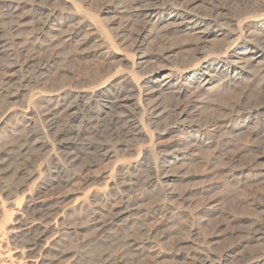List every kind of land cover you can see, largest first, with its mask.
<instances>
[{
  "label": "bare ground",
  "instance_id": "6f19581e",
  "mask_svg": "<svg viewBox=\"0 0 264 264\" xmlns=\"http://www.w3.org/2000/svg\"><path fill=\"white\" fill-rule=\"evenodd\" d=\"M102 1L103 0H101V2ZM246 1L247 2L244 3L242 0V4H248L250 2L249 0ZM261 1H263V5L260 3V5H262L261 7L260 5L258 6L260 8L257 9L255 7L256 10H253L252 8V11L246 8L249 11L246 16H244L246 13V10L244 9L245 13H243V16H238L239 18L235 17L236 19H232L230 18V15V17L228 16V14H230V10L228 9H216L217 11L214 12L216 13L215 16L207 17V14H212L213 12H209L206 16H202L198 9V5L201 4L199 3V0H109L104 8L102 5V9L100 10L98 8L96 10L90 9L92 8V6H90L89 9L91 11L88 9V13L84 12V8L89 6L87 0H0V8L3 9H0L1 54L4 52V48L7 50L6 47L9 45L10 37H12L11 33V35L9 34V40H6L8 37L6 38L5 34H7L8 29H6L5 26L7 27V25H10L8 26L9 31H17L21 26L20 22L27 18L32 19V22L30 21L31 27L29 26L30 29H32L30 30L31 33L29 32L30 35L29 37L27 35L26 39L22 37L25 41H22V39L21 41L22 43H25L19 48V52L24 56V61L22 62L21 58L20 61L22 63L19 65L14 61V64H17V66L15 65L18 69L17 71H11L7 65L8 70H6L7 72H10V75L8 76L7 72V74L5 73L6 75L4 74L5 77H8L6 79L4 78L5 81H12L19 73L23 74L22 71L33 66L35 61H40L42 63L41 65H44V68L48 66V63L50 64L53 62L55 60L56 48H54V45L57 41L59 42V40L61 42L62 32L64 35L67 33L68 38L65 39V44L74 41V39H77L80 36L85 39V41H83V46L86 43L94 42L95 49L91 48L93 49V52H88V57H93L97 62L92 71L90 68H93V66L88 68L91 73L88 70L86 71L91 74L92 79L88 78L87 81L86 78H84L86 72L83 71L85 72L83 74L84 79L81 78L82 76L79 74L81 77L76 76L77 78H73L74 80L71 79L72 81H70V85H67L68 87L66 86V88L65 86H63L64 88H58L56 85L57 89H54L55 86L52 88L51 85L50 88L52 89L48 88L49 90H47L46 86L41 87L40 85H46L47 82L49 84L48 80L45 79V81L44 78L41 80L42 77L41 79L38 77L36 80H31L30 78L25 79V76L23 77V75L22 77L24 80L20 79V81L17 79L22 83V85L20 83V90L18 91L11 92L10 89H6L4 86L5 84L0 85V104L3 106L4 103L6 104L5 112H3L1 109L2 107L0 106V109L2 110L0 112H3L2 115H0V264H80L81 255L72 253L74 255H71V258H69L70 256L68 257L66 251V237L70 235L71 229L73 228L69 227L70 225L67 219L69 212L73 209L87 210L88 214L90 213L89 215L92 216L90 218L94 217L93 221L95 222L94 227L96 228L95 233L97 237L104 236L103 234H105L106 231L109 233L110 229L115 230V228H117L116 230H118L122 224H126V222L128 223L129 219L133 218V216H138V219H136L140 221V226L138 224L139 227L136 225L137 229H135V233L133 228H131L133 231L130 230V232H128V226L124 228L127 234H125L122 239L118 238V242L117 237H120V234L119 236H116L118 235L116 234V237L108 235L104 240L98 238L100 240L98 244L103 243V245L106 244L108 247L110 246V248L114 249V253L110 254V252L103 249V251L94 256L88 264H124L126 258L124 259V256L122 255L123 253L125 257L127 255L125 252L118 255L121 251H127V253L129 252L130 255L134 254V256L141 255V257L147 254L153 255V258H155L154 255L156 252H154V250L160 245L159 241L164 239L163 229H166L169 232H167L169 237L173 227H179L177 221H182V224L180 223V225L183 229L185 228L191 241L192 239L195 240V244L197 243V240L202 238L200 236L203 233L200 235L198 228L196 227L198 224L195 226L193 225L195 221L193 222L191 220L190 222H193L191 224L185 221V209L183 210L181 208L183 210L181 211L179 209L180 207L175 208L180 211L179 213L174 212L176 204L172 203L175 202L171 200L172 198L170 199L172 201H170V205L165 202L166 200H163L164 202L162 203V199L159 204L155 201L157 204L148 203V205H146L147 202L144 197L148 194L146 192L149 187H158L159 185L161 187L159 190L162 192H164V189L165 191L166 189L170 190V173L172 172H170V169L175 167L174 165L178 161H181V159L185 157L192 158L193 154L200 147H210L213 143L215 144L217 135L221 131L229 128L230 121L229 124L217 127L214 126L215 129H211L210 127H202L201 124L194 123L191 120L196 115V107V109L194 108L195 110H189L194 107H192V103H194L192 99H195L196 92L199 91L200 93L202 88L212 85L218 80L219 82L220 80L221 82L227 80V82L231 81L230 83H232L234 80L245 79L249 82L250 79L246 78H249L253 74H251V70L254 69L253 71L256 73L255 75H257V73L259 74V72L261 74V71H264V0ZM115 3L118 5L116 6ZM49 4L52 6L50 5L51 7H49ZM202 4L201 6H203ZM252 4L254 5L253 2ZM125 14H129L135 19L134 21L137 22L139 26L137 25L138 27H135L133 21V23H122V16ZM125 16H123V19L126 18ZM127 18L130 17L128 16ZM13 21L14 23L17 21L18 23L16 22L17 24L13 25ZM159 26L165 27L166 30H168L167 28H173L193 32L197 40L198 46L196 51L198 52V57L194 56V58L192 57L194 60H191V63L181 65L176 62L177 56L175 59H173L174 56L171 58L172 51H166L164 49L159 53H147L146 48H148V41L154 32L158 30ZM16 38L17 37H14L13 39ZM193 39L195 38L193 37ZM14 41L17 43L18 40L16 39ZM218 41L223 42L222 45L219 44V48L215 47V43ZM61 44L64 47L63 41ZM18 46H20V44ZM58 47L59 46H57L56 49H58ZM67 48L69 47L67 46ZM47 49H49L50 52L47 53ZM73 50L75 51V49ZM44 52L47 54L50 53V55L44 57V55H46ZM121 53H124V55H121ZM15 55L14 57L16 58L17 55ZM258 67L260 70L257 69ZM2 68H0V71ZM39 68L40 70L43 69L41 67ZM34 71L36 72V70H32L33 73H35ZM1 73L3 74L4 72ZM1 77L3 79V75ZM57 77L58 76H56V78ZM87 77L89 76L87 75ZM252 79L255 78L252 77ZM263 80H258L260 85L263 84H261V82H264ZM250 82L252 83V81ZM6 83L8 84V82ZM10 83L11 82H9V85ZM63 83L65 82L63 81ZM30 84H33V86L35 85L37 88L40 86L43 90L46 88V90L32 93L33 97H28L26 95L28 97L26 100H29V98L32 100L30 103L27 101L29 103H27L28 105L25 104V106L23 103L21 106L14 105V107H12L13 103H17L16 101L19 100L22 94V89L24 90L26 87L29 89L31 86ZM256 85H259V83L257 82ZM31 90L33 91V89ZM168 92L172 94L176 103L172 108L168 107L167 109L164 106L166 102L163 103L162 100ZM185 97H189L190 99L185 103H181V100ZM173 99L171 100L173 101ZM41 108H46V110L43 109L46 113L39 116L40 113L37 110H40ZM43 110L41 111L43 112ZM262 116H264V107L257 111L256 114H249L245 121H253L256 118L261 119ZM36 117L44 121V123H42L44 124L43 126L40 124L43 133L46 134L43 138H38V136L41 134L43 135V133L37 128V122L40 121L41 123L43 121L36 119ZM63 117H65V120ZM61 118L64 120V125L60 127L61 123L59 124V122L61 121ZM240 119H243V117L239 116L238 120ZM19 120H21L22 123L24 122L23 125H25L23 130L25 132L21 131L22 135L28 131L29 135H33V138L37 136V139H34L33 143H28L27 145L23 144L22 146L19 144L22 147L17 150L16 154H13L15 145H17L16 142L13 143V140L12 145L6 144L3 142V138L6 134L2 137L1 132L9 126L11 127V125L13 128L20 123ZM255 121L259 122L257 119ZM103 122H105L104 124L110 125L108 127L110 128L109 131H111L110 133L112 136H118L119 133H122L124 135H121L122 137L128 138L129 141L131 140V142L136 144L134 145L131 143L134 146L131 144V146L125 145L123 144V141L125 140H122V143L117 142V144L110 142L112 145L109 144V148L106 144H98L99 141L104 138H101L102 129H104L102 125ZM22 123L20 124L22 125ZM7 132H9V130H7ZM16 135L18 136V134ZM91 137L95 139V141H98H96L97 144L91 143L92 139L90 140L91 142H89L87 138L90 139ZM30 139L27 140L26 138L28 142ZM21 140L23 139L20 137V141ZM108 140L106 139L104 141L107 142ZM129 141L126 140L125 143ZM22 142L25 143V141ZM111 147L112 149H110ZM25 149L35 150L36 153H44L42 157H45V159L43 161L35 160L28 164H21L19 162L21 160L19 158L20 151ZM83 150H86V152H92L90 156L93 154L98 158L97 161L90 159L89 162H94L87 163V160L84 161L83 158H87L88 156L86 157L85 154V157L81 156L83 155ZM122 151L124 152L123 154H131L132 156H134L133 153L136 152L138 156L136 157L135 155L134 158L123 159L122 157H119L121 156L119 154ZM126 156L124 158H126ZM116 157L122 159L119 160V164ZM90 158H92V156ZM115 158L117 159V163L112 162L113 165L116 164L115 167H113L114 169L109 166V164L108 166L111 167V169L107 168L108 166L104 167V165H102L105 164L104 161H111ZM146 162H148L149 165L153 162L152 165L154 168L152 169L153 171H151L153 172L151 174L152 176H150L151 178L143 183L142 181L146 179H140L144 177L146 173L148 174V171L151 168H148L149 170L147 169V171L144 170V173L146 171L144 176L140 175L141 173L138 174V172ZM72 169L73 171L76 170V173L75 171L72 173ZM70 172L72 173L71 175H69ZM98 182L99 184L96 185ZM74 187H79L80 190H83V188L87 189L86 191H80L82 196L79 197L78 194L79 198H75L73 203H71V201L67 204L66 202L69 199L70 191L72 189L74 191L77 190L74 189ZM138 187H140V189L144 187L146 188L147 191L145 190V196L136 193L139 192ZM64 188L69 189H67L66 192H62ZM133 190L136 192L134 193ZM140 192L142 193L141 190ZM167 194L166 196L168 197ZM159 195L162 197V195L164 196V193L162 195L160 193ZM173 195L170 197H174ZM182 196H180V198ZM160 198L159 200H156L159 202ZM183 199L185 198L183 197ZM144 201L146 203L142 205ZM176 202L178 201L176 200ZM183 208H185L184 205ZM188 209L189 207L186 211H188ZM262 219L264 220L263 217ZM177 227L176 229H178ZM249 228L252 227L250 226ZM114 230L111 231L113 232ZM254 230L252 229L251 232H254ZM263 231V229L258 227V230L254 232V236L252 237V240L261 246L264 244ZM124 232L125 231L123 230L122 234H124ZM183 232L185 233V231ZM172 233L170 236L174 235ZM184 233L182 234L183 236ZM76 234H78V232ZM177 234H179L178 230ZM141 235L144 236V238L140 237ZM185 235L188 236L187 234ZM183 238L179 240H182ZM165 240L166 239L162 242L165 243ZM203 241H205V239ZM186 246H184V248ZM159 248H161V245ZM172 248H174V245H172ZM177 248L179 249V247ZM184 248L182 249L184 250ZM190 248L192 251L195 250L194 252L196 253L193 255L194 258L192 259V263H190V261L188 264L228 263L225 262V258H228V255L214 258L213 255L210 256L211 254L204 256L203 253H201L202 251L197 252L196 247V249H193L192 247ZM108 249L109 248H107V250ZM188 249L185 248V250ZM204 249L205 248H203V250ZM118 250H120L119 253ZM206 250H208V248ZM109 251H111V249ZM189 252L192 253L190 250ZM177 253L176 257L179 258ZM155 256L157 257V255ZM147 257L149 261L150 258L149 256ZM147 257L143 258L147 260ZM141 261L143 262V259H141ZM181 261H186L184 264L187 263V260L181 259ZM144 262L147 263L145 260ZM151 263L155 264L157 261L154 263L152 261L149 264ZM164 263L162 262L161 264ZM244 264H264V253H260L256 258L247 259Z\"/></svg>",
  "mask_w": 264,
  "mask_h": 264
},
{
  "label": "rangeland",
  "instance_id": "374dc122",
  "mask_svg": "<svg viewBox=\"0 0 264 264\" xmlns=\"http://www.w3.org/2000/svg\"><path fill=\"white\" fill-rule=\"evenodd\" d=\"M88 3H89V6H86L84 8V12L88 13L89 11H91L90 9H102V5H103V8L106 6L105 4L109 1V0H103L101 2V0H87ZM96 1V2H95ZM106 1V2H105ZM129 1V0H128ZM250 2L248 4H244L245 2H247L246 0L244 1L243 0V4H242V0H199V3H203L201 6V4L198 5V9L200 10V13L202 16H206L207 13L209 12H216L217 10H220V9H223V10H230L228 14V16L230 18H239L238 16H243V13H245V10H246V13L244 14V16H246L248 9H250V11H252V8L253 10L255 9V7L258 9L260 8L262 5H263V1L261 0H249ZM258 1V2H257ZM105 2V3H103ZM252 2L254 3V5L252 4ZM256 3V4H255ZM260 3L262 5H260ZM211 4V5H210ZM51 4H49V7ZM96 5V6H95ZM115 5L117 6L118 4L115 3ZM206 5V6H205ZM257 5V6H256ZM260 5V7H258ZM90 6H92V8H90ZM94 7V8H93ZM96 7V8H95ZM201 7V8H200ZM216 7V8H215ZM90 8V9H89ZM215 8V9H214ZM231 8V9H230ZM248 8V9H246ZM1 10H3L2 8H0ZM89 9V11H88ZM217 9V10H216ZM245 9V10H244ZM0 10V11H1ZM215 10V11H214ZM232 10V11H231ZM256 10V9H255ZM88 11V12H87ZM202 13H205V14H202ZM207 14V17L209 16H215L216 13L214 14ZM228 13V12H227ZM239 13V14H238ZM127 15V16H125ZM123 16H125L126 18L123 19L124 17L122 16V23H127V22H130V23H133V25H135V27H138V23L135 22L129 14H125ZM112 16V15H111ZM130 17V18H127V17ZM235 18V19H236ZM128 21H127V20ZM32 19H26L22 22H20L19 25L20 27L17 29V31H14V30H10L9 31V27L10 25H7V27L5 26L6 29H8V32L6 35V38L8 37V39L6 40H9V37L12 33V37H10V42H9V47L7 46L5 50V48L3 49L4 52L1 54L0 53V68H2V70L0 71V85L1 84H5L4 86L6 87V89H10L11 92H15V91H18L20 90V81L23 79V77L25 79H31V80H36V78L40 77L39 79H42L44 78V80H48L49 81V84L47 82L46 85H40L41 87H45L47 88V90L49 89H52L54 86V89H57L56 87L58 86V88H64L63 86H66L70 85V81H72L71 79L73 78H77V77H81L83 78L84 77V73L88 70L91 69V71L94 69V66L95 64L97 63L96 60H94L93 57H88L89 53L91 51V53L93 52V49H95L94 47V42L92 43H86L84 46V42L85 39L84 37L80 36L79 38L77 39H74V41H71L70 43H66L65 44V39L68 38L67 37V33H65V35L63 34L62 32V39H61V42L59 40V42L57 41L54 45V48L57 46L58 49L55 48V60L53 62H51L50 64L48 63L47 65V69L44 68L41 64V62H37L35 61V63L33 64V66H31L29 69L27 70H24L22 71L23 74L19 73L17 75L16 78H14L12 81H8L5 79L8 78V77H5V75L7 74L8 76L10 75V72H7L8 70V66H9V69L11 71H17L18 69L16 68L17 64L19 65L20 63H22L24 61V56L21 55V53L19 52V48L21 47V45L23 46V44L25 43H22V41H25V39L27 38V35L29 37V32L31 33L30 30V25H31V21ZM31 21V22H30ZM133 21V22H132ZM17 21H13V25H16ZM25 22V23H24ZM29 22V23H28ZM137 23V24H135ZM29 24V25H28ZM138 25V26H137ZM23 26V27H22ZM28 26V27H27ZM30 26V27H29ZM26 27V28H25ZM161 27V28H160ZM160 28V29H159ZM164 28V29H163ZM168 30H166L165 27L163 26H159L158 27V30L156 32H154V34L150 37L149 41H148V48H146V52L147 53H159L161 51H163L164 49L166 51H172L171 52V58L174 56L173 59H177V63L178 64H183V65H186L187 63H191L192 61L191 60H194L192 59V57L194 58V56L198 57V52L196 51L197 50V40H196V36L194 35L193 32L191 31H184V30H179V29H173V28H167ZM21 30V31H19ZM25 30V31H24ZM160 30V31H159ZM177 30V31H176ZM12 31V32H11ZM19 31V32H18ZM23 31V32H22ZM163 31V32H161ZM175 31V32H174ZM181 31V32H180ZM10 34V35H9ZM160 34V35H159ZM191 34V35H190ZM9 35V36H7ZM17 35V36H15ZM20 35V36H19ZM161 36V37H160ZM14 37H17L16 39L18 40L17 43L16 39H13ZM25 39H23V38ZM193 37L195 39H193ZM12 38V39H11ZM22 39V41H21ZM64 39V40H63ZM79 39V41H78ZM160 41H159V40ZM76 40V41H75ZM167 40V41H165ZM62 41L64 42V47L62 46ZM78 41V42H77ZM83 43H82V42ZM157 41V42H156ZM222 41H218L215 43V47L219 48V44L222 45L223 42L221 43ZM79 43V45H78ZM82 43V44H81ZM155 43V44H154ZM162 43V44H161ZM165 43V44H163ZM15 44V45H14ZM20 44V46H18ZM59 44V45H58ZM71 44V45H70ZM92 44V45H91ZM57 45V46H56ZM81 45V46H80ZM14 46V47H13ZM16 46V47H15ZM67 46L69 48H67ZM82 47V48H81ZM90 47V48H88ZM168 47V48H167ZM67 48V49H66ZM78 48V49H77ZM87 50H86V49ZM93 48V49H91ZM175 48V49H174ZM196 48V49H195ZM18 52H17V50ZM69 49V50H68ZM75 49V51L73 50ZM84 49V50H83ZM152 49V50H151ZM169 49V50H168ZM10 52H9V51ZM16 50V51H15ZM48 51H46L47 53L50 52L49 49H47ZM62 50V51H61ZM77 50V52H76ZM86 50V52H85ZM149 50V51H148ZM188 50V51H187ZM194 50V51H193ZM7 51V52H6ZM15 51V52H14ZM58 51V52H57ZM70 51V52H69ZM79 51V52H78ZM190 51V52H189ZM46 52H44L46 55H44V57H48L49 54H47ZM82 52V53H81ZM197 52V53H196ZM11 53V54H10ZM14 53V54H13ZM9 54V55H8ZM17 56H16V55ZM57 54V56H56ZM70 54V55H69ZM81 54V55H80ZM13 55V56H12ZM14 55L16 56V58L14 57ZM65 55V56H64ZM121 55H124V53H121ZM183 55V56H182ZM188 55V56H187ZM6 56V57H4ZM20 56V57H19ZM71 56V57H70ZM4 57V58H3ZM10 57V58H9ZM14 57V59H13ZM57 57V58H56ZM61 57V58H60ZM80 57V58H79ZM84 59H83V58ZM12 58V59H11ZM18 58V59H17ZM23 60H22V59ZM65 58V59H64ZM72 58V59H71ZM83 60H82V59ZM186 58V59H185ZM21 59V61H20ZM81 59V60H80ZM19 62H18V61ZM61 60V61H60ZM63 60V61H62ZM66 60V61H65ZM71 60V61H70ZM74 60V61H72ZM80 60V61H79ZM187 60V61H186ZM190 60V61H189ZM14 61L15 63L17 64H14ZM87 61V62H86ZM90 61V62H89ZM11 62V64H10ZM64 62V63H63ZM77 62V63H75ZM185 62V64H184ZM39 63V64H38ZM58 63V64H57ZM75 63V64H74ZM83 65H82V64ZM79 64V65H78ZM91 64V65H90ZM4 65V66H2ZM8 65V66H7ZM16 65V66H15ZM36 65V67H35ZM38 65V67H37ZM52 65V66H51ZM66 65V66H65ZM87 67H86V66ZM89 65V66H88ZM12 66V67H11ZM15 66V67H13ZM55 66V67H54ZM93 68H90L92 67ZM6 67V68H5ZM37 69H35V68ZM43 68L40 70V68ZM50 67V68H49ZM58 67V68H57ZM13 68V69H12ZM16 68V69H15ZM36 70L35 73L32 72V70ZM90 68V69H88ZM5 69V70H4ZM7 69V70H6ZM72 69V70H71ZM256 69V68H255ZM258 70H260V68L258 67L257 68ZM256 69V71H257ZM254 70V69H253ZM251 70V74L253 73L254 76H258V77H254L253 74L249 77V78H246V79H250L249 82L245 79H240V80H234L232 83L230 82H227V80H223L221 82L216 81L215 83H213L212 85H209V86H206V90L205 88H202V90L198 92H196V96H195V99H192L194 103H192V107L193 108H188L189 110H193L195 107L196 109V115L194 116L193 119H191L194 123H197V124H201L202 127H210L211 129H215L214 126H222L224 124H229V121H230V124H229V128H227V130H223L221 131L218 135H217V139L215 141V144L213 143L212 146L210 147H206V146H203V147H200L199 149H197V151L193 154V157H185L183 159H181V161H178L174 166L175 167H172L170 169V175H171V181H170V190H167L165 191L164 189V192L160 191L159 189L161 188L159 185L158 187H149L146 188H141L138 187L137 189L139 190V192H136L135 190L134 193L136 192L137 194L139 195H144L145 193V190L147 191L146 193H148L146 195V197H144L145 201L147 202H143L142 205L144 203H146V205H148V203L150 204H154L155 201L159 204L161 203V199H162V203L165 201L168 203V205H170V201H175V202H172L173 204L175 203V207H174V212H178L181 210L184 211V213L186 214V217H185V221L186 222H189L190 224L193 223L194 221V224L193 225H197L196 227L198 228V231L201 235V233H203L200 237L199 240H197L196 244L194 243L195 240L189 238V235L187 233V231L185 230V228L183 229V227L180 225V223L182 221H177L178 226L177 227L178 229H176V227H173V233L171 231L172 234L176 235L177 234V230L179 232V234H177L176 236L171 235V233L169 234V237L167 235V230L166 229H163L164 231V239L165 240V243L164 242V239L159 241L160 242V245H161V248H159V243L157 242V244L159 246H157V249L154 250L155 255H157V257L154 255L155 258H153V255H145L143 257H147L149 256L150 258V262L153 261L157 263L155 264H161L162 262L164 263H168V264H184V262L186 261H181V259L183 260H187V263L185 264H188V262L192 263V259L194 258V254L196 252H194L195 250H191L190 247H192L193 249L196 247L197 248V252H201L203 253L204 256H212L215 258H220L221 256L223 257V255H228V258L226 257L225 258V262H228L227 264H244L247 259H251V258H256L258 255H260V253H264V244L261 246V245H258L256 242H254L252 240V237L254 236V232L258 230V227L263 229L264 230V220L262 219V217L264 218V116L260 118H256L259 122L255 121L256 119H254L253 121H245L246 120V117L249 116V114H256L257 111H259L263 106L264 104V82H261L262 85H260V80L262 81L264 79V71H261V74L259 72V74L257 73V75H255L256 73H254V71ZM27 71V72H26ZM31 71V72H30ZM41 71V72H40ZM51 71V73H50ZM58 71V73H57ZM72 71V73H71ZM85 71V72H83ZM91 71H89L91 73ZM253 71V72H252ZM255 71V72H256ZM1 72H4L3 74ZM7 72V73H6ZM30 72V73H29ZM63 72V73H62ZM82 74H81V73ZM89 72H86L85 73V77L86 80L88 78L92 79V76ZM6 73V74H5ZM43 73V74H42ZM50 73V75L48 76V74ZM57 73V74H56ZM69 73V74H68ZM5 74V75H4ZM26 74H29V75H26ZM32 74V76H31ZM37 76H35V75ZM46 74V75H45ZM55 74V75H54ZM66 76H64V75ZM81 76H80V75ZM89 77H87V75ZM3 75V79H2V76ZM21 75V76H20ZM23 75V77H22ZM260 75V76H259ZM262 75V77H261ZM27 76V77H26ZM44 76V77H43ZM56 76H58L56 78ZM61 76V77H60ZM64 76V77H63ZM69 76V77H68ZM75 76V77H74ZM77 76V77H76ZM22 77V78H21ZM48 77V78H47ZM52 77V78H51ZM60 77V78H59ZM71 77V78H70ZM255 78H259L257 80L255 79H252ZM5 78V79H4ZM51 78V79H50ZM62 78V79H61ZM68 80H66V79ZM83 78V79H84ZM262 78V79H261ZM20 81H18V80ZM64 79V80H63ZM89 79V80H90ZM252 79V80H251ZM24 80V79H23ZM45 80V81H46ZM55 82H53V81ZM74 80V79H73ZM254 80V81H253ZM259 80V81H258ZM18 81V83H17ZM63 81L65 83H63ZM69 81V82H68ZM88 81V80H87ZM241 81V82H240ZM252 81V83L250 82ZM264 81V80H263ZM8 82V84L6 83ZM9 82L10 85H9ZM51 82V83H50ZM53 82V83H52ZM255 84H254V83ZM257 82L259 83V85H256ZM16 83V84H15ZM223 83V84H222ZM251 83V84H250ZM54 84V85H53ZM66 84V85H65ZM7 85V86H6ZM10 87H9V86ZM15 88H14V86ZM17 85V86H16ZM22 85V83H21ZM31 88L29 87V89L26 87L24 90L22 89V94L19 98V100H17L16 102L17 103H13V106L16 105V106H21V104L24 105L27 104L28 102L30 103V101L32 102V100H26L28 97H33L32 96V93H37V91H45L46 88H44L45 90H43V88H41L40 86H38V88L35 86H33V84H30ZM50 85V86H49ZM52 85V88H50ZM57 85V86H56ZM219 85V86H218ZM223 85V86H222ZM12 86V87H11ZM67 86V87H68ZM216 86V87H215ZM261 88H260V87ZM229 87V88H228ZM258 87H259V90H258ZM13 88V89H12ZM35 88V89H34ZM37 88V89H36ZM41 88V89H39ZM49 88V89H48ZM219 88V89H218ZM263 88V89H262ZM33 89V91L31 90ZM195 89V88H194ZM224 89V90H223ZM262 89V90H260ZM29 92H28V91ZM36 90V91H35ZM209 90V91H208ZM32 91V92H31ZM211 91V92H210ZM262 91V92H261ZM21 92V91H20ZM206 92V93H205ZM225 92V93H223ZM26 93V94H25ZM30 93V94H28ZM204 93V94H203ZM25 94V95H24ZM169 94V95H168ZM28 97H27V96ZM26 98H24V97ZM22 97V98H21ZM171 97V98H170ZM200 97V98H199ZM32 99V98H31ZM173 99L172 97V94L171 93H167L164 97V99L162 100L164 104V106L168 109V107L172 108V106L175 105L176 103V100L173 99V101L171 100ZM185 99V100H184ZM184 99H182L181 103H185L186 101H188L190 98L188 97H185ZM24 100V101H23ZM26 100V102H25ZM202 102H201V101ZM28 101V102H27ZM4 103V102H2ZM28 103V104H29ZM170 103V104H169ZM173 103V105H172ZM18 104V105H17ZM27 104V105H28ZM195 104V105H194ZM5 103H4V106L0 104V107L3 112H5L6 110V107H5ZM26 106V105H25ZM261 106V107H260ZM260 107V108H259ZM259 108V109H257ZM0 109V111H2ZM46 110V108H41L40 110L38 109L37 111L40 113L39 116H42V114L44 115L46 112H44V110ZM194 109V110H195ZM255 109V110H253ZM43 110V112L41 111ZM241 112H239V111ZM250 110V112H249ZM42 113H41V112ZM199 111V112H198ZM231 111V112H230ZM3 112H0L2 115ZM249 112V113H248ZM37 114V116H38ZM235 114V115H234ZM241 114V115H240ZM243 114V115H242ZM199 115V116H198ZM239 116H242L243 119H240L238 120V117ZM226 117V118H225ZM229 117V118H227ZM235 117V119H234ZM197 118V119H196ZM200 118V119H199ZM237 118V119H236ZM36 119H40L38 117H36ZM63 119L65 120V117H63ZM61 118V121L59 122L60 124V127L64 125V120ZM234 119V120H233ZM41 121H43L42 119H40ZM195 120V121H194ZM204 120V121H203ZM208 122H207V121ZM210 120V121H209ZM221 120V121H219ZM234 122H233V121ZM212 121V122H211ZM236 121V122H235ZM20 123H22L21 120H19ZM170 122V120H169ZM204 122V123H203ZM207 122V123H206ZM225 122V123H224ZM240 122V123H239ZM261 122V123H260ZM18 123L16 126H14L12 128V125L11 127L9 126L6 130H9V132H5V130H2L1 134H2V137H4L6 134V139L5 137L3 138V142H5L6 144H10L12 145V141L13 143L16 142L17 145H15V150L13 152V154L17 153V150L19 148H21L23 146V144H28V143H33V140L34 139H37V136H35L33 138V135H29L28 131L26 133H24L23 136L22 135V132H25L23 131L24 130V127L25 125L24 122L22 123V125ZM44 123L40 121L37 122V128L39 130H41L40 132L43 133L42 131V126ZM105 122H103V128L102 129V137H104L103 139H101L99 141L98 144H106V146L108 147L109 144L112 145L110 142H114L115 144H117V142H121L122 143V140H125L123 141V144L125 145H129L131 146L132 144H136L134 142H131V140L129 141L128 138H124L122 136H124L122 133H119L118 136H112L111 135V131L110 128L108 126H110L109 124H104ZM211 123V124H210ZM233 123V124H232ZM235 123V124H234ZM40 124L42 126H40ZM213 124V125H212ZM263 124V126H262ZM19 125V126H18ZM206 125V126H204ZM208 125V126H207ZM258 125V126H257ZM106 129H105V127ZM255 126V127H254ZM16 127V128H15ZM40 127V128H39ZM108 127V128H107ZM259 127V128H258ZM21 128V129H20ZM256 128V129H255ZM13 129V130H12ZM18 129V130H17ZM260 129V130H259ZM17 130V131H16ZM12 131V132H11ZM14 131V132H13ZM22 131V132H21ZM5 132V133H4ZM106 132V133H105ZM229 132V133H228ZM9 133V134H8ZM12 133V134H11ZM18 134V136L16 134ZM105 133V134H104ZM110 133V134H109ZM25 138H23L21 135ZM26 134V135H25ZM107 135V136H104V135ZM227 134V135H226ZM9 135V136H8ZM16 135V136H14ZM46 135L45 133H43V135H39L38 138H43V136ZM111 135V136H110ZM122 135V136H121ZM226 135V136H225ZM8 136V137H7ZM14 136V137H13ZM29 136V137H27ZM32 136V137H31ZM121 136V137H120ZM225 136V137H224ZM231 136V137H230ZM13 137V138H12ZM19 137V139H18ZM20 137L21 140L20 141ZM46 137V136H45ZM223 137V138H222ZM12 138V139H11ZM16 138V139H15ZM29 140L30 138V141L28 142L27 140ZM109 141H104L106 139ZM112 138V139H111ZM123 138V139H121ZM221 140H219V139ZM6 141H5V140ZM89 142H91L90 140L92 139V142L93 144H97V142L95 141V139H93L92 137L89 139ZM117 139H121L120 141L117 140ZM223 139V140H222ZM10 140V141H9ZM16 140V141H15ZM18 140V142H17ZM112 140V141H111ZM114 140V141H113ZM127 141V143H125ZM22 141H25V143H23ZM218 141V142H217ZM106 142V143H105ZM222 142V143H221ZM22 143V144H21ZM78 143H81V142H78ZM87 143V142H86ZM132 143V144H131ZM219 143V144H218ZM5 144V145H6ZM22 146H20V145ZM108 144V145H107ZM114 144V145H115ZM131 144V145H130ZM19 145V146H18ZM132 145V146H134ZM217 145V146H216ZM14 147V146H13ZM110 147V146H109ZM108 147V148H109ZM113 147V146H112ZM112 147L110 149H112ZM209 148V149H208ZM213 149V150H211ZM215 149V150H214ZM16 151V152H15ZM212 151V152H211ZM85 152V153H84ZM89 152V153H88ZM86 152V150H83V157H86L87 158H83L84 161L87 160V163L89 162V159L90 160H94V161H97L98 158H96L93 154L91 155L92 158H90V154L92 152L88 151ZM215 152V153H214ZM89 155H88V154ZM124 152H120L119 156L120 158L122 157L123 159H127V158H134V156L136 155V157L138 156V154L136 152H134V156H132L131 154H123ZM40 154V155H39ZM85 154V155H84ZM123 154V156H122ZM199 154V155H198ZM44 155V153H39L32 149H25L23 151H20V155H19V158L21 159L19 162L21 164H28L30 162H33L35 160H39V161H43L45 159V157H42ZM126 158H124L125 156ZM129 155V156H128ZM131 155V157H130ZM21 156V157H20ZM95 158H94V157ZM195 156V157H194ZM135 157V158H136ZM118 159V164H119V160H122V159H119L118 157H116ZM115 158V159H116ZM96 159V160H95ZM115 159L113 160H106L104 161L105 164H102L104 165V167H107L108 164L109 166H111L112 168L115 167V163H117V159L115 161ZM94 161H90V162H94ZM109 161V162H108ZM89 162V163H90ZM103 162V163H104ZM112 162H115L113 165ZM186 162V163H185ZM107 163V164H106ZM153 163V162H152ZM152 163L149 165L148 162L145 163V165L140 168L138 174L144 176L147 169L151 168L149 171H148V174L146 173V178L145 176L144 177H140L141 179L140 180H144L142 181L143 183L147 182L152 176L151 174L153 172L152 169L154 168V166L152 165ZM117 164V165H118ZM168 164V163H167ZM166 164V165H167ZM107 167L109 169H111V167ZM148 166V167H147ZM150 166V167H149ZM174 168V169H173ZM179 168V169H178ZM182 168V169H181ZM114 169V168H113ZM112 169V170H113ZM143 169V171H142ZM174 171H173V170ZM177 169V170H175ZM256 169V170H255ZM144 170L145 173H144ZM182 170V171H181ZM71 171V170H70ZM75 173H76V170H74ZM73 169H72V173L74 172ZM110 171V170H109ZM176 171V172H175ZM143 172V173H142ZM151 172V173H150ZM71 172L69 173V175L72 174ZM150 173V175H149ZM178 175V176H177ZM241 175V176H240ZM148 177V178H147ZM235 177V178H234ZM241 177V178H240ZM172 183V184H171ZM99 182L96 184L98 185ZM95 187V186H94ZM163 188V187H162ZM67 189L69 188H64L62 192H66ZM72 189V188H71ZM74 189H77L76 191H74L73 189L70 191V194H69V199L67 200V204L68 202H71L73 203L75 200V198H79L80 196H82L80 193V191H86L87 188H83V190L79 187H74ZM79 189V191H78ZM144 189V191H143ZM155 189V190H153ZM173 189V190H172ZM140 190L142 191V193L140 192ZM163 190V189H161ZM172 190V191H171ZM177 190V191H176ZM186 192H184V191ZM153 191V192H152ZM158 191V192H157ZM161 195L164 193V196L162 195V197L159 195L160 193ZM169 191V192H168ZM75 192H76V195H75ZM78 192V193H77ZM171 192V194H170ZM177 192V193H176ZM151 194V197H150V194ZM169 193V194H167ZM174 193V195H173ZM78 194H79V197H78ZM166 194L168 195V197L166 196ZM180 194V195H179ZM184 194V195H183ZM263 194V195H262ZM153 195V197H152ZM174 196V197H170V196ZM176 195V196H175ZM183 195V196H182ZM179 196V197H178ZM180 196H182L180 198ZM149 197V198H147ZM161 197V198H160ZM166 197V198H164ZM183 197L186 199H183ZM160 198V201L158 202ZM172 198V199H171ZM180 200H179V199ZM263 198V199H262ZM150 199V200H149ZM154 199V200H153ZM158 199V200H156ZM169 199V200H168ZM171 199V200H170ZM178 202H176V200ZM152 200V202H151ZM164 200V201H163ZM186 203H185V201ZM263 200V201H262ZM261 201V202H260ZM183 204H182V203ZM155 203V204H157ZM170 203V204H169ZM179 203V204H178ZM182 204V207H181V204ZM191 203V205H190ZM263 203V204H262ZM187 204V205H186ZM178 205V206H177ZM180 205V206H179ZM183 205L185 208H183ZM180 207V208H179ZM189 207L188 211H186V209ZM262 207V208H261ZM175 208H179L178 210L175 209ZM183 210H182V209ZM263 209V210H260V209ZM210 209V210H209ZM74 210V209H73ZM73 210H71L69 212V215H68V223H69V227H73L71 229V233L70 235H68L66 238V251H67V254H68V257L71 258V255L73 256L74 254H78V255H81V258H80V264H88L90 260L93 259L94 256H96L98 253H100L101 251H103V249H105V251H108L110 252V254H113L114 253V249L110 248V246L108 247V245L104 244L103 243L101 244H98L99 241L102 239L104 240L108 235H111V236H119L120 234V237H117V242L119 241L118 238L122 239V237L125 236V234H127L126 230L124 228H126L127 226V229L129 228L128 232L133 231L134 230V233L136 232L135 229H137V226L140 224V221L137 220L138 216L131 218L129 219L128 223L126 222V224H122L121 225V229L118 228V230H116L117 228L114 229H110L109 230V233L108 231H106L105 234H103L104 236H99L97 237L96 236V233H95V225H94V217L93 218H90L92 217L91 215L88 214V211L87 210H81V209H75L74 212ZM76 211V212H75ZM260 211H261V214H260ZM79 212V213H78ZM83 212V213H82ZM87 212V213H85ZM192 214H191V213ZM189 213H190V216H189ZM263 214V215H262ZM74 215V216H73ZM89 215V216H87ZM188 215V217H187ZM261 215V216H260ZM194 216V217H193ZM92 219V220H89L88 219ZM137 218V219H136ZM187 218H188V221H187ZM191 218V219H190ZM257 218V219H256ZM260 219V220H259ZM77 220V221H76ZM84 220V221H83ZM135 220V221H134ZM193 221V222H190V221ZM72 221H73V224H72ZM75 221V222H74ZM83 221V222H82ZM93 223H92V222ZM139 221V223H138ZM184 221V222H185ZM261 221V222H260ZM86 224H85V223ZM130 222V223H129ZM137 222V223H135ZM260 222V223H259ZM84 225H83V224ZM89 223V224H88ZM91 223V225H90ZM133 223V224H132ZM177 223L175 222V224L177 225ZM255 223V224H254ZM78 224V225H76ZM80 224V225H79ZM82 224V225H81ZM138 224V225H137ZM182 224V223H181ZM86 225V226H85ZM130 225V227H129ZM137 225V226H136ZM253 225V226H252ZM255 225V226H254ZM259 225V226H258ZM263 225V226H261ZM75 226V227H74ZM84 226V227H83ZM136 226V227H135ZM140 226V225H139ZM138 226V227H139ZM173 226V225H172ZM175 226V225H174ZM252 227V228H249V227ZM79 227V228H78ZM254 227V228H253ZM75 228V229H74ZM133 228V230L131 229ZM77 229V231H76ZM94 229V230H93ZM252 229L254 230V232H251ZM257 229V230H256ZM75 233H74V231ZM111 230H114L113 233ZM123 230L126 232L123 233ZM94 231V233H93ZM176 231V232H175ZM185 231V233L183 232ZM78 232V234H76ZM117 232H120V233H117ZM182 232V233H181ZM251 232V233H250ZM264 232V231H263ZM169 233V232H168ZM184 233V236H186L185 234H187L188 236L184 237L182 234ZM77 236H76V235ZM114 234V235H113ZM123 236H122V235ZM166 234V235H165ZM181 234V235H180ZM250 234V235H249ZM73 235V237H72ZM75 235V236H74ZM140 235V234H139ZM180 235V236H179ZM251 237H249V236ZM71 236V237H70ZM115 236V237H116ZM178 236V237H177ZM103 237V238H102ZM140 237H143L144 236H140ZM168 237V238H167ZM175 237V238H174ZM183 238L182 240H179L181 238ZM100 238V240L98 239ZM172 238V239H171ZM174 238V239H173ZM189 238V239H188ZM205 241H203L204 239ZM74 239V240H73ZM169 239V240H168ZM171 239V240H170ZM187 239V240H185ZM151 240V239H150ZM168 240V242H167ZM175 242H174V241ZM250 240V241H249ZM163 241V242H162ZM170 241V242H169ZM199 241V242H198ZM201 241V242H200ZM248 241V242H247ZM204 242V243H203ZM173 243V244H172ZM175 243H178V244H175ZM192 243V244H191ZM194 243V244H193ZM253 243V244H252ZM255 243V244H254ZM166 244V245H165ZM168 244V245H167ZM183 246H182V245ZM190 246H188V245ZM210 246H209V245ZM102 245V246H101ZM106 245V246H105ZM164 245V246H162ZM171 245V247H170ZM172 245H174V248H172ZM178 245H181V246H178ZM187 245V246H186ZM194 245V246H193ZM197 245V246H196ZM244 245V246H243ZM250 245V246H249ZM184 246H186L185 248L188 249V250H185ZM105 247V248H103ZM164 247V248H163ZM179 247V249L177 248ZM199 247V249H198ZM212 247V248H211ZM230 247V248H229ZM249 247V248H248ZM107 248H109L107 250ZM118 248V246H117ZM170 248V249H169ZM178 250L184 248V250ZM195 248V249H196ZM202 248V250H201ZM203 248H205L203 250ZM208 248V250H206ZM234 248V249H233ZM111 249V251H109ZM172 249V250H171ZM225 249V250H224ZM228 249V251H227ZM175 250V251H173ZM189 250L192 252L190 253ZM200 250V251H199ZM210 250V251H209ZM172 253H171V252ZM179 253H177V252ZM206 251V252H205ZM216 251V252H215ZM232 253H230V252ZM120 252V250H118V253ZM122 252H125L126 256H124V264H149L150 262L148 261V257H147V260L144 259L143 257H141V255H136L134 256L133 255H130L129 252L127 253V251H121L118 255H120ZM161 252V253H160ZM177 255L179 256L176 257V253ZM209 252V254H208ZM74 253V254H72ZM158 253V254H157ZM185 253V254H184ZM187 253V254H186ZM189 253V254H188ZM207 253V254H206ZM222 253V254H220ZM227 253V254H226ZM116 254V252H115ZM114 254V255H115ZM129 254V255H128ZM132 254V253H131ZM161 254V256H160ZM175 254V256H174ZM187 257H186V256ZM218 255V256H217ZM220 255V256H219ZM92 256V257H91ZM132 256V257H131ZM139 258H138V257ZM152 256V257H151ZM175 259H173V257ZM193 256V257H192ZM231 256V257H230ZM143 259V262L141 261V259ZM191 257V258H189ZM91 258V259H90ZM153 258V259H152ZM158 258V259H157ZM171 258V260H170ZM188 258V259H187ZM129 259V260H128ZM136 259V260H135ZM163 259V260H162ZM165 259V260H164ZM167 259V260H166ZM179 261H178V260ZM147 261V263L144 262ZM160 263H159V261ZM162 260V261H161ZM173 260V261H172ZM189 260V261H188ZM82 261V263H81ZM130 263H129V262ZM141 263H140V262ZM177 261V262H176ZM91 262V261H90ZM128 262V263H127ZM149 262V263H148ZM181 262V263H180ZM164 263V264H165ZM166 263V264H167ZM189 263V264H190ZM152 264V263H151ZM222 264H226V263H223Z\"/></svg>",
  "mask_w": 264,
  "mask_h": 264
}]
</instances>
